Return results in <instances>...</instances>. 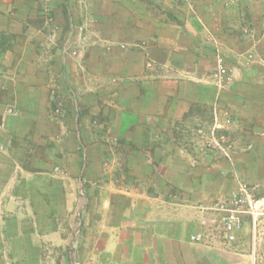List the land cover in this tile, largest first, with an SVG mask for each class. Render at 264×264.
I'll return each mask as SVG.
<instances>
[{
  "label": "crops",
  "instance_id": "1",
  "mask_svg": "<svg viewBox=\"0 0 264 264\" xmlns=\"http://www.w3.org/2000/svg\"><path fill=\"white\" fill-rule=\"evenodd\" d=\"M141 1L0 0V264H264L249 220L230 241L171 186L170 140L199 108L264 127V2Z\"/></svg>",
  "mask_w": 264,
  "mask_h": 264
},
{
  "label": "rangeland",
  "instance_id": "2",
  "mask_svg": "<svg viewBox=\"0 0 264 264\" xmlns=\"http://www.w3.org/2000/svg\"><path fill=\"white\" fill-rule=\"evenodd\" d=\"M141 6L148 7L149 10L155 9L156 20L168 19L163 16L162 2L142 0ZM58 20L64 24L69 19L59 17ZM141 20L148 19L142 17ZM104 35L111 38L115 36V34ZM130 35L125 34V39ZM148 35V39L151 40L152 34L142 32L137 34L141 46L147 45ZM157 35L156 33V37ZM99 36L100 34H89L84 31L72 34L74 50L71 55L83 56L84 43L100 40ZM227 63L233 70L228 60ZM226 82H231V79ZM76 132L77 152L82 153L83 134L78 129ZM170 140L175 155L172 161L171 186L188 187V191L181 195L197 202L208 213L207 224L211 228L215 227L219 230L223 217L228 213L227 209L234 208L233 198L240 192L249 199L264 204V127L259 123L244 124L226 109L222 112H209L205 108H199L197 113L191 114L173 126ZM79 163L82 167L83 161ZM159 179V183L163 184V178ZM81 182L83 181L78 178L79 196H83L80 191H84V183ZM165 183L169 184L167 178ZM181 195L175 193L172 188V197ZM262 211L264 212V209ZM243 219L249 220L253 229L251 215L244 214ZM258 224L257 233H264V215L258 217ZM57 258H51L52 264L57 262ZM63 260L62 255V262Z\"/></svg>",
  "mask_w": 264,
  "mask_h": 264
},
{
  "label": "built area",
  "instance_id": "3",
  "mask_svg": "<svg viewBox=\"0 0 264 264\" xmlns=\"http://www.w3.org/2000/svg\"><path fill=\"white\" fill-rule=\"evenodd\" d=\"M216 76L219 85L224 84L227 80L232 79L233 70L228 66L227 60L222 53L217 52L216 56ZM264 201V200H263ZM260 201L249 199L243 192L237 194L232 201L234 208L227 209V214L222 219V225L225 230L226 238L230 241L234 240L236 231L243 227L244 214H249L252 217L254 233H257L259 224L258 217L264 215L262 209L264 204H259ZM264 203V202H263ZM202 234L198 236L200 238Z\"/></svg>",
  "mask_w": 264,
  "mask_h": 264
}]
</instances>
